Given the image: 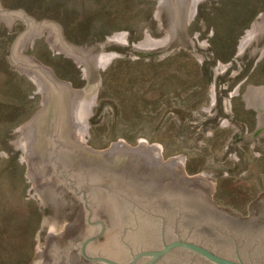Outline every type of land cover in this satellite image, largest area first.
I'll return each instance as SVG.
<instances>
[{"label": "rangeland", "instance_id": "obj_1", "mask_svg": "<svg viewBox=\"0 0 264 264\" xmlns=\"http://www.w3.org/2000/svg\"><path fill=\"white\" fill-rule=\"evenodd\" d=\"M3 10L25 11L37 24L59 25L73 49L101 47L100 52L124 55L99 71L101 87L85 82L83 66L52 46L51 28H42L40 42L27 43L30 56L55 72L70 89L93 90L89 147L111 150L114 143L160 149L163 163L181 159L186 177L203 176L212 185L209 200L241 218H252V203L264 193V137L257 133L258 113L246 109L250 88L264 86V42H253L240 57L243 38L261 21L264 0H207L198 3V17L189 25L190 45L149 51L135 58L138 46L167 38L171 29L155 0H1ZM26 24L14 30L0 23V264H36L50 260L49 248L80 236L85 211L74 224L63 223L42 198L29 199V173L40 193L44 184L22 145L25 167L8 140L17 127L29 125L48 97L32 99L36 82L14 71L13 43ZM56 38V39H55ZM54 47V48H53ZM175 51V52H173ZM35 82V83H34ZM46 100V102H45ZM13 135V136H12ZM178 175V174H177ZM205 191V188H201ZM207 195V194H206ZM208 198V195H207ZM251 215V216H250ZM55 236L54 240L49 238Z\"/></svg>", "mask_w": 264, "mask_h": 264}, {"label": "water", "instance_id": "obj_2", "mask_svg": "<svg viewBox=\"0 0 264 264\" xmlns=\"http://www.w3.org/2000/svg\"><path fill=\"white\" fill-rule=\"evenodd\" d=\"M171 29L167 38L152 39L138 46L135 58L152 50L191 44L189 25L198 17V3L207 0H155ZM1 2V0H0ZM12 19V20H10ZM16 20L25 22L13 43L14 71H23L28 82L37 80L32 99L48 97L40 115L29 125L17 127V140H8L14 155L29 145L35 173L44 184L40 193L30 181L29 199L41 197L40 208H52L63 223L74 224L78 211H85L80 236L69 244L50 249V260L36 264H264V193L252 203V218H241L219 208L190 177L177 175L181 159L161 166L160 152L152 148L111 150L89 147L93 105L100 107L93 90L70 89L56 81L55 72L30 56L27 43L40 42L42 28H51L63 57H74L83 66L85 82L101 87L99 71L124 55L100 52L101 47L73 49L59 25L37 24L25 11H6L0 4V23L13 31ZM20 40V41H19ZM264 42V13L243 38L240 57L252 43ZM173 51V52H175ZM264 52H259V65ZM246 109L258 113L257 133L264 137V86L252 87L244 96ZM12 135V136H13ZM250 215V216H251Z\"/></svg>", "mask_w": 264, "mask_h": 264}, {"label": "bare ground", "instance_id": "obj_3", "mask_svg": "<svg viewBox=\"0 0 264 264\" xmlns=\"http://www.w3.org/2000/svg\"><path fill=\"white\" fill-rule=\"evenodd\" d=\"M261 17H262V16H261ZM249 34H250V33H249ZM249 34H247V35H249ZM55 39H56V38H55ZM19 41H20V40H19ZM50 41H51V43H52V46H55V47H57V48H60L58 40L55 41L53 38H52V40H51V38H50ZM242 43H243V42H242ZM53 48H54V47H53ZM240 48H242V44H241ZM19 72H20V71H19ZM34 81L37 82V80H34ZM35 82H34V83H35ZM45 102H46V100H45ZM141 143H142V144H141L138 148H146V147L148 146L145 142H141ZM121 145H122V149H131V148H129L128 146H126L125 144H121ZM152 149H153V148H152ZM155 150H157V151L160 152V149H159V148H158V149H155ZM173 160H174V159H172V160H170V161H168V162H166V163H163V165H164V166H171ZM161 164H162V160H161ZM181 164H182V162H180V165H179V169H178L177 174H178V175H181V176H185ZM190 183L193 184V185H195V186H197V187H199V188H205V193L208 195V198H209L210 194L213 193V192H212V185H211V184L207 181V179L204 178L203 176H198V177L190 178ZM207 195H206V196H207ZM49 238H51V239L54 240L55 236H52V234H51V236H50ZM51 248H52V247H50V248L48 249L49 252H50V249H51Z\"/></svg>", "mask_w": 264, "mask_h": 264}, {"label": "flooded vegetation", "instance_id": "obj_4", "mask_svg": "<svg viewBox=\"0 0 264 264\" xmlns=\"http://www.w3.org/2000/svg\"><path fill=\"white\" fill-rule=\"evenodd\" d=\"M10 20H12V19H10Z\"/></svg>", "mask_w": 264, "mask_h": 264}]
</instances>
